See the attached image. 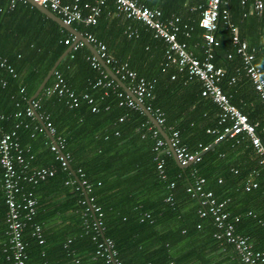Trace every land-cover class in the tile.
<instances>
[{"label": "trees", "instance_id": "16d2710c", "mask_svg": "<svg viewBox=\"0 0 264 264\" xmlns=\"http://www.w3.org/2000/svg\"><path fill=\"white\" fill-rule=\"evenodd\" d=\"M252 1L224 0L222 9L228 19L218 21V45L211 62L225 71L220 82L223 93L257 125L256 133L264 143L263 106L245 75L227 25L236 28L239 41L254 54L253 64L264 77V45L253 40L262 35L246 24L251 19L264 21V0L262 10L253 16L248 8ZM141 4L159 10L163 21L176 18L177 41L203 60L204 31L199 21L204 0H141ZM71 27L82 35H92L117 63H126L139 77L152 82L151 98L143 100L144 106L152 114L158 111L162 115L167 136L178 132L180 144L189 154H200L229 126L218 123L220 110L211 99L201 96V82L166 62L164 41L154 38L153 31L141 22L116 15L112 0L106 1L96 24ZM66 39L72 36L28 3L10 8L9 0H0V61L5 60L16 73L12 78L0 69V82H5L3 87L0 83L1 125L10 131L19 124L17 137L28 172L39 167L54 171L53 177L35 186L22 184V191L31 192L37 201L33 222L41 226L43 237L39 245L31 224L25 226V264H105L95 256L103 238L113 243L121 264H241L233 248L215 238L218 230L212 218H200L198 198L187 193L197 179L204 180L203 190L210 191L217 202L226 203L229 219L240 216L235 231L247 237L254 250L264 251V167L250 140L243 134L226 137L197 163L179 168L166 144L154 151L156 140L163 138L152 135L154 127L143 112L119 105L122 98L118 93L125 94L122 88L93 86L103 70L92 68V54L82 45L70 51L55 70L70 91L77 97L86 93L93 104L83 101L69 108L67 96L46 95L45 89L54 82L52 76L34 101L38 103L36 113L48 118L54 139L62 140L68 164L78 181L85 182L92 205L99 208L102 234L96 233L77 179L56 159L38 121L24 114L42 80L69 47L63 43ZM72 69L76 72L71 74ZM159 160L163 161L164 178L157 169ZM1 183L0 168V264H12ZM252 183L256 188L246 192L245 185ZM223 248L231 250L232 262L219 254Z\"/></svg>", "mask_w": 264, "mask_h": 264}, {"label": "built area", "instance_id": "2783aa9c", "mask_svg": "<svg viewBox=\"0 0 264 264\" xmlns=\"http://www.w3.org/2000/svg\"><path fill=\"white\" fill-rule=\"evenodd\" d=\"M30 1L53 13L62 21L63 24L67 26H71L72 24L91 26L96 24L97 18L102 13L107 0H93L92 3L83 2L82 0ZM112 1L116 15H122L126 19L141 22L153 31L154 38L164 41L167 46L165 51V60L167 63L176 64L180 71L185 70L190 78H195L201 82V96L211 99V101L220 110L218 123L220 125H226L229 123V126H224L220 133L217 132L218 136L216 138V142L221 141L226 137L234 138L242 134L245 135L250 140L256 154L261 157V164L264 167V143H262L260 137L256 133L257 125L252 123L245 114L230 103L228 97L223 93L220 87V82L225 75V71L221 68H215L211 62L213 58V49L218 45L215 40L218 21L220 19L227 21L228 19V13L226 10L222 9V6L225 4L224 0H204L205 8H203L201 12L199 21V27L204 31L203 39L205 43V56L203 60L193 57L187 52L185 44L177 41L176 36L178 32V20L176 18L169 21H163L159 10L145 7L141 4V0ZM244 2L245 1H242L241 3L243 4ZM18 3L27 4L28 0H9L10 8L15 7ZM262 7V2L257 0L254 4V12H260ZM227 25L232 33V45L236 47V53L241 59L245 75L249 79L253 90L258 95L264 112V77L262 72L253 64L254 54L248 51L246 43L239 41L236 34V28L232 24L227 23ZM82 36L85 38L87 43L95 49L98 57L106 66L109 67V65H112V68L109 67L110 70L120 82L127 84L125 85L126 88L139 103L143 104V100L151 98V90L153 86L152 82L139 77L138 74L130 69L126 63H117L107 53L105 45L98 42L92 35L86 34ZM63 43L64 45L69 46L68 48H70V51H75L83 45L82 42L76 41L73 36L72 39H66ZM228 58H230V56H228ZM90 63L93 69L100 70V68H102L93 55L90 58ZM0 69H3L12 78L16 77V73L12 67L6 64L5 60L0 61ZM52 77H54V82L49 88L45 89L46 95L56 94L59 97L67 96V105L69 108H75L83 101L89 105L93 104V100L86 93L77 97L72 91H70L67 88L61 74L56 70L53 72ZM231 81H233V79H231ZM0 83L2 87L5 85V82L3 81ZM93 86L104 88L119 87L118 84H116L104 70L101 71V78L98 79ZM20 92L22 93L23 89H21ZM124 93V95L122 93H118V97L122 98L119 105L139 109L136 102L130 98L126 92ZM37 109L38 103L34 100H29L28 107L24 114L31 120L33 118L37 120L35 116ZM145 109L152 115L156 124L162 128L164 122L162 115L158 111H155V113L152 114L150 109L146 106ZM91 110L92 112L96 111L95 107ZM21 115L22 114L20 112L16 114L18 118H20ZM37 116L43 123V126H41L43 130H47V132L53 137L54 129L49 122H46L48 118H42L38 114ZM3 120L4 115H0L1 186L3 190L4 204L7 208L4 222L6 225L5 235L7 237V248L10 256V258H7L11 260L12 264H25L27 256L25 253V244L22 241V234L25 226L28 223L31 224L32 236L38 240L39 245L43 244V237L41 226L33 222L36 215L37 201L31 192L22 191V184L26 183L35 186L39 182L53 177L54 171L45 167H39L28 172L25 154L19 145L17 137L19 124H16L10 131H4L1 125V121ZM210 133L215 132L210 131ZM158 134L159 132L154 127L152 135L156 137ZM168 139L180 166L187 167L200 160L201 153L189 154L185 148L181 146L178 132L172 131L171 136H168ZM54 141L55 145L51 143L50 150L57 154L56 159L61 162V165L68 168L67 157L64 155V158H62L59 155V152H62V140L54 139ZM164 144H166L164 140H156L154 151L162 148ZM162 168L163 161L159 160L157 169L159 170L161 177L164 178ZM77 182L84 194V197L85 195L87 196L85 182L78 181V179ZM203 184V179H197L194 181L193 185L189 186L186 190L192 197L198 198L200 205L198 214L200 218H205L207 216L212 218L215 227L218 230L215 238L218 240L223 239L227 245L231 246L237 254L241 264H263L264 251L254 250L248 238L235 231V225L239 223L240 216L237 215L232 219H229L228 213L224 210L226 203L217 202L213 198V194L210 191L203 190ZM173 187L174 185L170 184V189ZM254 188H256V184L254 183L245 185L246 192H249ZM85 201L88 206V210L93 215L92 228L96 231V233L101 235V214L99 213V208L92 205V199L88 196L85 198ZM247 215L252 216L250 212L247 213ZM95 256L104 259L105 264H121L116 259L113 243L105 238L97 244ZM76 264L79 263L76 262Z\"/></svg>", "mask_w": 264, "mask_h": 264}, {"label": "water", "instance_id": "95a60500", "mask_svg": "<svg viewBox=\"0 0 264 264\" xmlns=\"http://www.w3.org/2000/svg\"><path fill=\"white\" fill-rule=\"evenodd\" d=\"M28 3L34 7L36 10H38L41 14H43L46 18H48L49 20L53 21L54 23H56L61 29H63L64 31H66L68 34H70L71 36H73L76 41L82 42L83 45L85 47H87L89 49V51L91 52V54L97 59L99 65L102 67V69L107 73V75L114 80V82L116 84H118V86L120 88H122L123 90L126 91V93L130 96V98H132L136 104L138 105L139 109L143 112V114L147 117V119L150 121V123L157 129V131L159 132L160 136L163 138V140L166 143V146L168 147V150L171 154V156L173 157V159L175 160L176 164L178 167L180 168H186L183 166H180V164L178 163L175 154L170 146V142L168 139V136L164 133L163 129L158 126L154 120V118L152 117V115L145 109V106L141 103H139L136 98L129 92V90L126 88L125 84H123L122 82L119 81V79L114 75V73L110 70V68L108 66H106L104 64V62L98 57L95 49L89 44L87 43V41L85 40V38L82 36V34L78 33L76 30H74L71 26H67L65 24L62 23V21L55 16L53 13H51L50 11H48L45 8H42L40 6H38L37 4H35L34 2L28 0ZM70 52V48H67L66 51L57 59V61L54 63V65L52 66V68L50 69V71L47 73L46 77L42 80L41 84L39 85V87L37 88L35 94L32 96V98L30 99L31 101L34 100L39 93L43 90V88L45 87L47 81L50 79V77L52 76L53 72L55 71L57 65L59 64V62L63 59V57H65L68 53ZM35 116L37 118V121L39 122V124L41 126H43V123L40 119H38L37 114L35 113ZM46 135L48 136L49 140L51 141L52 144L55 145V141L54 138L47 132V130H45ZM220 141H217L215 143H213L212 145H210L209 147H207L206 149H204L203 152H201V156L206 153L207 151L211 150L213 147H215ZM59 155L64 158V154L60 151ZM68 166V170L70 171L71 175L77 179V177L75 176V173L73 172L72 168L70 167V165L67 163ZM188 167V166H187ZM85 198H87V196L85 195Z\"/></svg>", "mask_w": 264, "mask_h": 264}, {"label": "crops", "instance_id": "0c3cea01", "mask_svg": "<svg viewBox=\"0 0 264 264\" xmlns=\"http://www.w3.org/2000/svg\"><path fill=\"white\" fill-rule=\"evenodd\" d=\"M257 0H254V1H252V2H250V4H249V9H251V15H252V13L254 12V4H255V2H256ZM261 2H262V0H260ZM262 4H263V2H262ZM253 16V15H252ZM257 16H259V15H257ZM246 24H248L247 26H251L252 27V29H253V32L255 33V34H257V32L259 31L260 32V34L262 35V37H258L257 36V38H255V36L253 37V40H255V42L257 43V44H263L264 45V36H263V28H264V21L262 20V19H256L255 21L253 20L252 21V19L250 20V23H246ZM79 33V32H78ZM81 34V33H80ZM70 35V34H69ZM87 48V47H86ZM88 49V48H87ZM89 50V49H88ZM65 52V51H64ZM91 53V52H90ZM196 53V55H200V53L199 52H195ZM65 57H63V59H64ZM62 59V60H63ZM61 60V61H62ZM57 61V60H56ZM60 61V62H61ZM59 62V63H60ZM58 66V65H57ZM74 70L75 69H72L71 71H70V73L72 74V73H75L74 72ZM66 71V70H65ZM123 90V89H122ZM124 92H126L125 90H123ZM39 123V122H38ZM153 126V125H152ZM154 127V126H153ZM164 131V130H163ZM44 133H45V131H44ZM165 133V132H164ZM46 134V133H45ZM166 134V133H165ZM167 135V134H166ZM47 136V135H46ZM48 137V136H47ZM49 139V138H48ZM51 142V141H50ZM168 148V147H167ZM204 151V150H203ZM202 151V152H203ZM172 159H173V157H172ZM173 161H174V163L176 164V162H175V160L173 159ZM176 166H177V164H176ZM180 168V167H179ZM182 169V168H181ZM241 206H245V204L244 203H242L241 204ZM249 206L250 207H252L250 204H249ZM253 207H256V204H254V206ZM219 254H221V255H223V257H226V258H229V261L230 262H232V257H234V256H232L231 255V250L230 249H226V248H223L222 250H220L219 251ZM232 258V259H231Z\"/></svg>", "mask_w": 264, "mask_h": 264}]
</instances>
